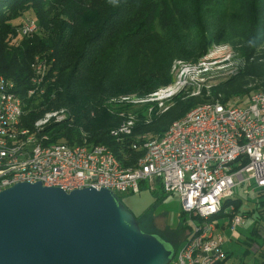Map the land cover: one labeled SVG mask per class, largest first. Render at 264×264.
Wrapping results in <instances>:
<instances>
[{
	"label": "trees",
	"instance_id": "trees-1",
	"mask_svg": "<svg viewBox=\"0 0 264 264\" xmlns=\"http://www.w3.org/2000/svg\"><path fill=\"white\" fill-rule=\"evenodd\" d=\"M228 4L226 0H0V74L22 95V125L32 127L46 112L64 108L66 120L51 121L45 128L51 142L103 144L122 166H134L143 155L142 144L161 136L192 107L219 93L224 101L240 95L241 78H264V0ZM28 13L32 16L22 17ZM26 17L36 20L38 30L19 40L16 27ZM222 42L229 43L233 57L245 65L212 87L211 97L199 102L198 95L180 91L166 111L147 117L141 108L129 134L111 135L128 118L127 101L145 99L177 82L173 60L196 64ZM36 56L53 62L43 94L31 98L26 90L29 65ZM148 135L152 136L145 138ZM122 196L117 195L120 201ZM229 203L246 218L254 217L249 234L236 239L243 245V257L264 264V201L246 209L240 199H226L224 205ZM181 222L189 230L190 225ZM139 227L159 236L174 254L188 236L172 238Z\"/></svg>",
	"mask_w": 264,
	"mask_h": 264
},
{
	"label": "built area",
	"instance_id": "built-area-1",
	"mask_svg": "<svg viewBox=\"0 0 264 264\" xmlns=\"http://www.w3.org/2000/svg\"><path fill=\"white\" fill-rule=\"evenodd\" d=\"M37 30L36 20L26 17L16 34L26 37ZM224 48L212 51L217 69L222 65L216 54L228 52ZM206 55L195 67L199 73L208 70ZM52 62L44 56L31 61L27 97L43 94ZM23 107L15 83L0 74V191L39 182L66 192L92 187L134 195L145 182L149 189L158 185L165 193L178 194L181 211L190 220L187 238L167 264H223V247L231 238L219 230L218 219L226 217L229 236L236 237L246 218L232 203L224 205L225 200L236 198L233 189L244 182L264 192V88L252 92L245 104L216 98L195 105L161 136L147 139L143 155L130 167L122 166L103 144L51 142L45 128L51 121L66 120L64 108L46 112L53 113L26 127ZM132 125L133 117H128L111 135L129 134Z\"/></svg>",
	"mask_w": 264,
	"mask_h": 264
},
{
	"label": "water",
	"instance_id": "water-1",
	"mask_svg": "<svg viewBox=\"0 0 264 264\" xmlns=\"http://www.w3.org/2000/svg\"><path fill=\"white\" fill-rule=\"evenodd\" d=\"M173 252L108 189L0 191V264H167Z\"/></svg>",
	"mask_w": 264,
	"mask_h": 264
},
{
	"label": "rangeland",
	"instance_id": "rangeland-1",
	"mask_svg": "<svg viewBox=\"0 0 264 264\" xmlns=\"http://www.w3.org/2000/svg\"><path fill=\"white\" fill-rule=\"evenodd\" d=\"M229 0H226V5ZM231 7V6H230ZM229 4L227 8H230ZM25 16H32V14H25ZM19 40L22 39L21 36H18ZM223 46L225 50L228 49V52H222L216 54L218 57L217 60L221 61L219 65H222L221 69H217V64H213L214 58L212 51H215V47ZM229 55V56H228ZM233 47L227 43L222 42L212 46L207 52L206 57H209L205 60V65H207L208 70L206 72L199 73L196 71V66L201 61V58L196 64L183 63L180 60H173L172 64H176L175 71L178 70L177 76L179 81H177L173 86L162 88L149 94L145 99L127 101V104L131 105V109L128 110L127 117H133L135 113L141 111V108L144 109L142 112L147 117L152 114H160L166 111L173 103L172 97L175 96L178 92L183 91L188 95H198L199 102L210 95L212 96L211 88L217 86L222 81L233 77L238 74V71L244 68L245 61L237 56L233 57ZM211 56V57H210ZM228 57V60L223 61L224 58ZM202 60H204L202 58ZM223 61V62H222ZM244 85L241 87L242 93L240 95L231 96L228 98L229 102L236 104H245L250 93L264 88V78H254V77H244L241 78ZM203 89H205L204 96L202 95ZM221 93L217 94L216 97H211L210 99L219 98L222 101ZM37 98V97H35ZM38 99L34 100L36 103ZM227 101V100H226ZM138 103L142 105H138ZM64 113H66V110ZM53 112L43 114L39 119L43 121L47 119L49 115H52ZM38 121V120H37ZM172 123V122H171ZM152 135L145 136L149 138ZM254 185L251 182H244L242 185H238L233 189L234 197L242 200V207L245 209L247 207L254 208L256 207L259 200L264 201V193L261 192L258 188H252ZM248 189L246 193L245 190ZM122 203L132 212L135 218H137L138 223L145 230H153L159 232L168 237H178L179 239L183 238L188 230L183 226L181 219H184L187 223L190 222L187 215H184L183 218L180 217L181 205L178 194L176 193H165L162 189L155 186L153 189L148 188V183L145 182L142 186L139 193L134 195H125L121 197ZM254 222V217L248 216L245 218L244 223L237 228L236 237L229 236L227 230V218L222 217L218 219L219 230L224 232L227 237H230V240H227L224 244V250L228 253V261L226 264H252L251 257H243V245L240 242H237V238L243 239L249 234L252 224ZM227 230V232H226ZM243 261V262H242Z\"/></svg>",
	"mask_w": 264,
	"mask_h": 264
},
{
	"label": "crops",
	"instance_id": "crops-1",
	"mask_svg": "<svg viewBox=\"0 0 264 264\" xmlns=\"http://www.w3.org/2000/svg\"><path fill=\"white\" fill-rule=\"evenodd\" d=\"M224 248V247H223ZM225 251V250H224ZM226 252V251H225ZM227 253V252H226ZM228 254V253H227ZM227 257V256H226ZM228 261V258L224 260L223 264H226V262Z\"/></svg>",
	"mask_w": 264,
	"mask_h": 264
}]
</instances>
